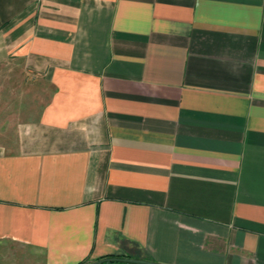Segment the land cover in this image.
Segmentation results:
<instances>
[{
  "label": "crops",
  "instance_id": "obj_1",
  "mask_svg": "<svg viewBox=\"0 0 264 264\" xmlns=\"http://www.w3.org/2000/svg\"><path fill=\"white\" fill-rule=\"evenodd\" d=\"M125 255L264 264V0H0V264Z\"/></svg>",
  "mask_w": 264,
  "mask_h": 264
},
{
  "label": "trees",
  "instance_id": "obj_2",
  "mask_svg": "<svg viewBox=\"0 0 264 264\" xmlns=\"http://www.w3.org/2000/svg\"><path fill=\"white\" fill-rule=\"evenodd\" d=\"M130 259L131 256L129 255H125V256H105L103 258H99L95 261H84L82 263L79 264H103L105 262H122L124 261L123 259ZM146 260L150 261V259L146 258Z\"/></svg>",
  "mask_w": 264,
  "mask_h": 264
},
{
  "label": "water",
  "instance_id": "obj_3",
  "mask_svg": "<svg viewBox=\"0 0 264 264\" xmlns=\"http://www.w3.org/2000/svg\"><path fill=\"white\" fill-rule=\"evenodd\" d=\"M142 263H144V262H142Z\"/></svg>",
  "mask_w": 264,
  "mask_h": 264
}]
</instances>
